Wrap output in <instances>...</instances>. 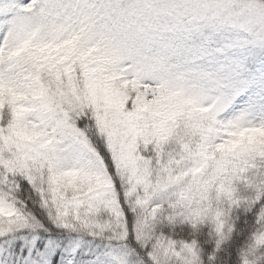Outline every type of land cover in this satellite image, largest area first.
<instances>
[{
	"label": "snow or ice",
	"instance_id": "snow-or-ice-1",
	"mask_svg": "<svg viewBox=\"0 0 264 264\" xmlns=\"http://www.w3.org/2000/svg\"><path fill=\"white\" fill-rule=\"evenodd\" d=\"M0 264H264V0H0Z\"/></svg>",
	"mask_w": 264,
	"mask_h": 264
}]
</instances>
